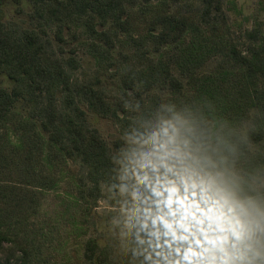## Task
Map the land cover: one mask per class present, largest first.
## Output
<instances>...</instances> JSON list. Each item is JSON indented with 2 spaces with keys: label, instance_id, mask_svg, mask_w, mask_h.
<instances>
[{
  "label": "trees",
  "instance_id": "trees-1",
  "mask_svg": "<svg viewBox=\"0 0 264 264\" xmlns=\"http://www.w3.org/2000/svg\"><path fill=\"white\" fill-rule=\"evenodd\" d=\"M34 2L37 14L47 25L60 26L57 38L61 42L62 22L70 20L85 22L97 34L103 45L94 44L95 51L108 59L120 37L133 43V52L121 55L118 68L121 72L128 70L122 72L123 93L127 97L130 91L136 92L137 80L145 73L143 63L154 62L150 54L179 44L188 33L219 41L218 62H223L219 71H241L260 85L253 124L244 133L250 142L249 164L264 167V29L254 28L234 36L225 0ZM4 3L0 0V130L21 133L23 138L19 146L0 144V175L5 178H0V264H45L55 231L39 218L40 196L52 188L55 180L47 174L43 159L46 157L52 167L68 161L79 164L82 174L76 193L87 207L97 204L103 188L108 189L115 182L116 159L91 125L85 107L101 117L109 116L112 110L96 84L77 78L80 63L76 57H69L66 63L62 59L53 62L47 53L49 42L39 33L8 30L3 22ZM138 5L145 6L143 12L149 15L144 27L134 11ZM96 23L105 30L96 33ZM148 67H153V63ZM4 78L9 86L4 85ZM170 86L182 88L175 77L170 79ZM118 107V111L127 113L124 101ZM118 111L113 113L117 116ZM83 247L86 264H116L97 238H89Z\"/></svg>",
  "mask_w": 264,
  "mask_h": 264
},
{
  "label": "clouds",
  "instance_id": "clouds-1",
  "mask_svg": "<svg viewBox=\"0 0 264 264\" xmlns=\"http://www.w3.org/2000/svg\"><path fill=\"white\" fill-rule=\"evenodd\" d=\"M249 143L191 101L136 121L108 186L130 264H264V167Z\"/></svg>",
  "mask_w": 264,
  "mask_h": 264
},
{
  "label": "rangeland",
  "instance_id": "rangeland-1",
  "mask_svg": "<svg viewBox=\"0 0 264 264\" xmlns=\"http://www.w3.org/2000/svg\"><path fill=\"white\" fill-rule=\"evenodd\" d=\"M36 8L34 0H5L3 22L6 28L39 33L49 42L47 53L53 62L62 59L66 63L69 57L78 59L80 68L76 72L77 78L84 83L96 84L111 106L112 113L106 117L99 116L88 107L85 110L91 125L108 143L116 160L124 147L126 133L141 116L152 113L162 102L191 101L198 104L210 120L226 118L243 132L252 126L260 85L257 80L246 78L241 71H219L223 64L218 62L221 58L219 41L188 33L179 44L164 48L156 55L150 54L154 62L143 63L145 73L137 80L136 92L130 91V97H127L123 93L122 72L128 70L122 69L121 72L118 68L121 55L134 50L130 40L120 37L108 59L96 53L94 44L103 45V42L97 40V34H93L85 22L63 21L64 41L61 42L57 38L60 26L47 25L45 19L37 14ZM225 10L230 30L236 37L246 30L264 29V0H225ZM134 11L139 15L141 26H146L145 19L149 15L143 12H146L145 6L138 5ZM95 28L96 33L105 30L99 23ZM146 49L144 52H147ZM152 63L153 67H148ZM173 77L182 84L180 90L170 86ZM3 83L7 86L10 84L6 78ZM122 101L126 103L127 113L118 111V104ZM116 111L117 116L113 113ZM42 135L47 139L46 135ZM22 138L21 133L0 130L1 146H19ZM43 160L48 168L47 174L53 175L55 180L52 188L40 196L39 218L55 231L45 264H86L83 246L91 237L99 240L101 247L107 250L116 264H130L128 255L121 247L119 231L113 228L119 207L117 199L104 187L97 204L87 207L76 193L82 174L80 165L68 161L52 167L46 157ZM0 178L5 180L3 175Z\"/></svg>",
  "mask_w": 264,
  "mask_h": 264
}]
</instances>
